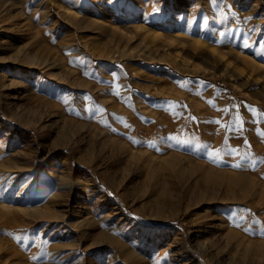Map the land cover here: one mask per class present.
<instances>
[{
    "label": "rangeland",
    "instance_id": "1",
    "mask_svg": "<svg viewBox=\"0 0 264 264\" xmlns=\"http://www.w3.org/2000/svg\"><path fill=\"white\" fill-rule=\"evenodd\" d=\"M0 264H264V0H0Z\"/></svg>",
    "mask_w": 264,
    "mask_h": 264
},
{
    "label": "bare ground",
    "instance_id": "2",
    "mask_svg": "<svg viewBox=\"0 0 264 264\" xmlns=\"http://www.w3.org/2000/svg\"><path fill=\"white\" fill-rule=\"evenodd\" d=\"M184 20V19H183ZM178 23V22H177ZM35 34V33H34ZM38 34H41V32L40 33H38ZM29 45V44H28ZM36 48V47H35ZM25 49V48H24ZM15 52H16V50H15ZM21 53V52H20ZM16 55H18V56H20L19 55V52H16L15 53ZM17 56V57H18ZM22 56V55H21ZM34 59L35 58H33L31 55H25V56H22V57H20V64L22 65V66H25V67H28V68H31L34 64H36L35 63V61H34ZM38 81V80H37ZM36 82V81H35ZM46 84V83H45ZM44 87V86H43ZM58 198V195L57 194H54V195H52L51 197H50V199H52V200H56ZM25 209H27L28 210V208H25ZM22 210H23V208H22ZM27 210H25V211H27ZM29 211V210H28ZM31 211V210H30ZM251 239V238H250ZM254 240V239H253ZM257 240V239H256ZM260 240V239H259Z\"/></svg>",
    "mask_w": 264,
    "mask_h": 264
},
{
    "label": "snow or ice",
    "instance_id": "3",
    "mask_svg": "<svg viewBox=\"0 0 264 264\" xmlns=\"http://www.w3.org/2000/svg\"><path fill=\"white\" fill-rule=\"evenodd\" d=\"M237 167H239V165H236Z\"/></svg>",
    "mask_w": 264,
    "mask_h": 264
}]
</instances>
